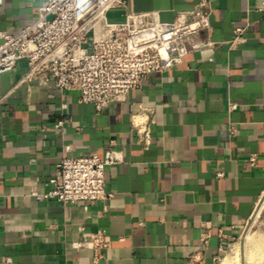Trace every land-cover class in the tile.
Masks as SVG:
<instances>
[{"label": "crops", "instance_id": "0c3cea01", "mask_svg": "<svg viewBox=\"0 0 264 264\" xmlns=\"http://www.w3.org/2000/svg\"><path fill=\"white\" fill-rule=\"evenodd\" d=\"M47 1L2 0L0 33L18 35ZM125 1L110 22L144 12L174 22L207 1L216 45L101 111L73 92L21 83L23 69L0 76V264H187L198 253L223 264L216 258L264 193L262 0ZM236 28L245 41L231 46ZM148 115L145 148L133 123ZM110 148L121 162L105 169L108 199L64 205L32 194L49 189L62 158ZM97 232L111 245L95 263L88 241Z\"/></svg>", "mask_w": 264, "mask_h": 264}, {"label": "built area", "instance_id": "2783aa9c", "mask_svg": "<svg viewBox=\"0 0 264 264\" xmlns=\"http://www.w3.org/2000/svg\"><path fill=\"white\" fill-rule=\"evenodd\" d=\"M125 6V0H48L18 35L0 33V76L23 69L21 83H34L59 94L73 92L79 104H92L101 111L124 102L148 75L167 72L187 55L216 45L210 37V12L203 10L207 1L179 14L174 22H162L158 12L128 13L118 23L108 20L110 10ZM259 12L264 23V0ZM244 32L245 28H236L228 43L245 41ZM229 107L234 110L237 105L230 103ZM65 121L62 117L57 126L61 128ZM151 121L148 115L133 123L145 148L150 145ZM255 160V155L249 158L250 166ZM120 162V152L113 148L103 157L62 158L49 189L32 194L64 205L106 200L110 194L105 169ZM209 237L202 239L204 247ZM110 245V237L103 232L90 237L88 246L95 263L104 258ZM187 264H205L204 257L195 254Z\"/></svg>", "mask_w": 264, "mask_h": 264}, {"label": "rangeland", "instance_id": "374dc122", "mask_svg": "<svg viewBox=\"0 0 264 264\" xmlns=\"http://www.w3.org/2000/svg\"><path fill=\"white\" fill-rule=\"evenodd\" d=\"M264 242V193L257 201L254 213L242 225L238 235L224 249L218 262L226 260L237 264H254L259 263L254 260L253 263L248 261V252L251 246ZM236 260L233 261V259ZM264 264V263H260Z\"/></svg>", "mask_w": 264, "mask_h": 264}, {"label": "bare ground", "instance_id": "6f19581e", "mask_svg": "<svg viewBox=\"0 0 264 264\" xmlns=\"http://www.w3.org/2000/svg\"><path fill=\"white\" fill-rule=\"evenodd\" d=\"M247 255H248V261H250L251 263H253L254 260L259 262L257 264L264 263V242L259 243V244L257 243L256 245L253 244V246H251V248L249 249V252ZM234 260H236V257L235 259H233V261ZM223 264H237V262L235 263L234 261V263H232L229 261H224Z\"/></svg>", "mask_w": 264, "mask_h": 264}]
</instances>
